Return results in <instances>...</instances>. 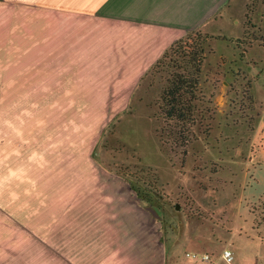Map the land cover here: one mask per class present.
Returning <instances> with one entry per match:
<instances>
[{
	"label": "rangeland",
	"instance_id": "rangeland-1",
	"mask_svg": "<svg viewBox=\"0 0 264 264\" xmlns=\"http://www.w3.org/2000/svg\"><path fill=\"white\" fill-rule=\"evenodd\" d=\"M245 5L235 58L221 43L189 32L165 51L117 114L111 112L119 101L46 99L41 96L50 94L38 93V84L8 83L3 74L0 204H60L67 189L121 185L159 222L167 264H197L188 252L225 264L219 259L226 248L232 264H249L251 252L264 247L256 242L264 238V0ZM194 51L204 61L193 122L168 123L159 110L163 91ZM221 53L228 56L219 59ZM238 59L256 64L253 93L260 105Z\"/></svg>",
	"mask_w": 264,
	"mask_h": 264
},
{
	"label": "crops",
	"instance_id": "crops-1",
	"mask_svg": "<svg viewBox=\"0 0 264 264\" xmlns=\"http://www.w3.org/2000/svg\"><path fill=\"white\" fill-rule=\"evenodd\" d=\"M245 13V0H0V78L38 84L46 99L119 101L111 112L117 114L189 32L221 43L235 58ZM254 67L245 63L252 93ZM61 195L60 204H0V264H167L159 222L127 187H74ZM258 249L249 264H264V247Z\"/></svg>",
	"mask_w": 264,
	"mask_h": 264
},
{
	"label": "trees",
	"instance_id": "trees-1",
	"mask_svg": "<svg viewBox=\"0 0 264 264\" xmlns=\"http://www.w3.org/2000/svg\"><path fill=\"white\" fill-rule=\"evenodd\" d=\"M204 56L194 51L188 57V67L182 73L172 75L163 91L159 110L168 123L189 124L193 122V103L197 100L199 74ZM184 130V127L182 128ZM182 143L185 141L182 135ZM138 196V193H137Z\"/></svg>",
	"mask_w": 264,
	"mask_h": 264
},
{
	"label": "built area",
	"instance_id": "built-area-1",
	"mask_svg": "<svg viewBox=\"0 0 264 264\" xmlns=\"http://www.w3.org/2000/svg\"><path fill=\"white\" fill-rule=\"evenodd\" d=\"M185 257L197 264H218V261L208 253L196 254L188 252L186 253ZM219 261L225 264H232L234 261L233 252L227 248L224 249L220 255Z\"/></svg>",
	"mask_w": 264,
	"mask_h": 264
}]
</instances>
